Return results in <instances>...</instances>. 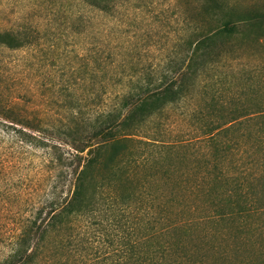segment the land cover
<instances>
[{
	"label": "rangeland",
	"instance_id": "1",
	"mask_svg": "<svg viewBox=\"0 0 264 264\" xmlns=\"http://www.w3.org/2000/svg\"><path fill=\"white\" fill-rule=\"evenodd\" d=\"M114 4L112 12L104 14L82 0H0V31L24 25L37 38L33 46L21 50L0 49V97L20 103V109L27 110L24 115L49 141L63 145L70 119L80 120L96 112L98 80L106 87L101 109L114 104L115 94L127 91L132 83L181 65L192 22L205 30L215 19H246L231 39L220 37L204 49L213 57L231 48L233 59L230 54L223 56L203 71L191 97L150 117L141 127L143 135L155 133L172 143L191 140L201 124L197 112L204 111L211 97L207 85L218 77L237 93L229 100L233 104L252 109L264 103V0H115ZM67 149L63 147L62 152L67 153ZM205 151L200 145L176 148L158 158L160 163L136 171L133 184L148 181L151 193L156 195L159 186L167 199L177 198L182 193L178 189L182 173L202 167ZM48 153V148L22 143L13 133L0 138V189L10 190L12 197L8 206L0 203V250L18 216L49 194L53 177L60 174L61 166L52 168ZM217 170L214 163L209 166L208 195L203 199L229 211L240 196L232 177L224 172L218 175ZM68 181L57 186V196L66 193ZM239 220L170 234L172 258L184 249L194 255L203 253L206 264H260L264 229L253 230ZM92 227L99 230L95 231L94 245L98 250L103 248V255L107 248L100 241L104 232L101 226ZM206 233L211 237L209 243L200 240ZM108 234H114L112 228ZM215 236L223 238L217 247ZM193 260L186 264H193Z\"/></svg>",
	"mask_w": 264,
	"mask_h": 264
},
{
	"label": "trees",
	"instance_id": "2",
	"mask_svg": "<svg viewBox=\"0 0 264 264\" xmlns=\"http://www.w3.org/2000/svg\"><path fill=\"white\" fill-rule=\"evenodd\" d=\"M82 1L104 14L115 6V0ZM240 22L246 19H215L205 30L190 23L188 51L181 65L132 83L127 91L115 94L116 102L109 107L99 108L106 87L98 80L94 93L98 109L91 117L70 119L63 145L40 135V127L24 115L27 110L20 109V103L0 97V138L13 133L22 143L46 147L52 168L61 166L60 174L53 177L51 192L39 203L28 205L27 213L18 216L3 238L0 264H186L193 256L197 257L193 264H206L203 253L194 255L191 250L182 249L172 258L169 235L233 218L253 230L264 229V103L252 109L233 104L229 100L237 93L218 77L207 85L211 97L204 111L197 112L201 124L191 140L172 143L155 133L143 135L141 129L153 115L189 99L203 71L223 56L230 54L233 59L231 48L213 57L204 49L220 37L231 39ZM33 32L24 25L0 31V49L17 51L33 46L37 42ZM199 145L206 149L205 161L202 167L182 173L178 183L181 196L167 199L159 186L155 195L148 190V181L133 184L136 171L160 163L158 158L176 148ZM63 147L68 148L67 153L62 152ZM213 163L218 175L224 172L232 177L240 196L229 211L203 199L208 195L206 179ZM2 170L0 165V175ZM67 178L66 193L57 196V186ZM11 198L10 190L0 189L1 204L8 206ZM16 203L21 207L19 199ZM92 226H101L104 232L100 241L107 248L103 255V248L94 245L99 230ZM111 228L114 234H108ZM201 238L209 243L211 237L206 233ZM221 239L215 236V247Z\"/></svg>",
	"mask_w": 264,
	"mask_h": 264
}]
</instances>
